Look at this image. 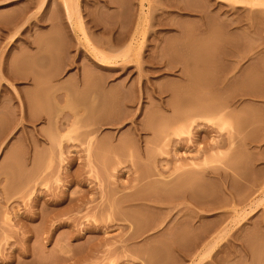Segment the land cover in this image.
<instances>
[{
  "label": "rangeland",
  "instance_id": "374dc122",
  "mask_svg": "<svg viewBox=\"0 0 264 264\" xmlns=\"http://www.w3.org/2000/svg\"><path fill=\"white\" fill-rule=\"evenodd\" d=\"M77 4L0 0V264H264V0ZM184 91L214 105L158 138Z\"/></svg>",
  "mask_w": 264,
  "mask_h": 264
},
{
  "label": "bare ground",
  "instance_id": "6f19581e",
  "mask_svg": "<svg viewBox=\"0 0 264 264\" xmlns=\"http://www.w3.org/2000/svg\"><path fill=\"white\" fill-rule=\"evenodd\" d=\"M77 1V0H76ZM241 1V0H240ZM243 2V1H242ZM247 3H248V1H247ZM253 3V2H252ZM64 5V7H65V4H63ZM66 5H67V8L68 9H70L69 11H70V17H71V21H72V25H74V27H77L78 28V30H83L84 31V27H83V25H82V22H81V20H80V18H77V19H74V14H75V12H79V10H78V4H77V7H76V11H75V6H74V11L72 12L71 11V5H70V0H66ZM185 8V7H184ZM187 8V7H186ZM66 9V8H65ZM67 10V9H66ZM65 10V11H66ZM67 12V11H66ZM226 24V23H225ZM9 26V25H8ZM11 26V25H10ZM10 26L8 27V28H10ZM6 27V26H5ZM12 27V26H11ZM104 28H106V29H104ZM108 27H103V29L101 30V31H103V30H108L107 29ZM217 30V29H216ZM218 31V30H217ZM218 33V32H217ZM216 33V34H217ZM212 35H213V33H212ZM214 35H215V33H214ZM125 36V35H124ZM124 36H123V38H118L117 37V42L119 43L120 42V44H123V43H128L127 44V46H126V48L120 53V54H116V52H115V50H114V52H115V54H109V52H106V53H108V54H106L105 53V51H103V52H101V51H95V53L97 54V56H98V58L100 59V60H102V61H110V62H113V61H115V60H117V57L119 56V57H121L123 60H126V61H129V60H131V58H132V56L136 53V51H140V49L138 50V47H137V41H138V34H137V30L134 32V33H132V34H130V35H128V36H126L125 38H124ZM86 37V36H85ZM122 37V36H121ZM211 37V36H210ZM214 37H218V35L216 36H213V38ZM220 38H221V36H220ZM219 38V39H220ZM221 39H223V38H221ZM119 40V41H118ZM211 40V39H210ZM202 42V41H201ZM204 42V41H203ZM207 42V41H206ZM205 43V42H204ZM208 44L209 43H211V42H207ZM207 43L205 44V46L207 45ZM122 46H124V44L122 45ZM122 46H120V48L122 47ZM199 46V45H198ZM197 46V47H198ZM201 46H203V45H201ZM204 46V47H205ZM213 47V46H211V44L210 45H208V47ZM197 47H196V49H197ZM120 48H118V50L120 49ZM141 48V47H140ZM200 49V48H199ZM199 49H197L198 51H199ZM208 48H206L205 47V53L207 52L206 50H207ZM197 50H195V51H197ZM201 50V49H200ZM117 51V50H116ZM195 51H194V54L195 55H197V53H198V55H200L199 54V52L197 51V53H195ZM222 51V50H221ZM118 52V51H117ZM202 53V52H201ZM198 55H197V57H198ZM202 55V54H201ZM204 56H207V55H205L204 54ZM203 55L200 57L199 56V58L201 59L202 57H203V62H204V59H206L207 57H204ZM196 57V58H197ZM198 60V58L196 59L197 61H201V60ZM208 59V58H207ZM209 60V59H208ZM117 62H119V61H117ZM114 64V63H113ZM207 64V63H206ZM203 65H205V62H204V64ZM208 65V64H207ZM203 67H205V66H203ZM202 66H201V68L200 69H202L203 68ZM206 68V67H205ZM205 68H203V69H205ZM208 68V67H207ZM202 69V70H203ZM198 71H199V69H198ZM199 72H201V70L199 71ZM204 72V71H203ZM209 72V71H208ZM208 72H206V74L208 73ZM197 74H199V76H200V74L201 73H196V75ZM198 76V75H197ZM195 77L194 76V78H199L200 79V77L198 76V77ZM202 76H203V74H202ZM206 77V76H205ZM204 79V77L201 79V80H203ZM201 80H198V81H201ZM199 84V83H198ZM202 85V84H201ZM193 87H194V84H193ZM181 95L182 94H184V95H186L187 93H185V91L184 92H179ZM178 92L176 93L178 96H176L175 95V92H174V97L172 98V99H170V100H167V102H159L160 104H162V103H166V104H168L169 105V107H171L172 109H173V112H172V115H170V116H168V115H166V116H163V118H161V117H157V116H154V115H156V114H158L159 113V110H158V112L156 113V112H154V111H157V110H154L153 112H154V115L152 114V116H154V119H155V117H157L156 118V120L157 121H159V118H161L160 119V121H159V123L158 124H156V128H157V130H156V134L158 135V138H162V132H164L165 131V133L167 132V134L169 133V130L173 133V134H175V135H178V136H181L182 134H185V133H188L189 132V130H190V126H191V124L194 122V120H195V117H197L198 115H200L201 114V111H202V107H206V108H208L209 107V104H211V106H213L214 104H213V102H212V98H211V100L209 99V97L208 98H202V100L204 99H207L206 101L208 102V101H210L211 103H209V104H206L205 102H203L202 100L200 101V99H201V97H199L198 98V94H195V96H197L196 98L194 97V98H192L190 95H188L187 94V96H181L180 94H179ZM215 94V93H214ZM218 94V93H217ZM145 96H148V95H145ZM171 96V95H170ZM169 96V97H170ZM200 96V95H199ZM216 96V98H218V95H215ZM150 97V96H149ZM169 97H167V98H169ZM214 97V96H213ZM144 98V97H143ZM151 98V97H150ZM215 98V97H214ZM145 99V98H144ZM209 99V100H208ZM145 100H147V98L145 99ZM150 101H152V103L153 102H155V101H157V100H155V101H153V100H150ZM158 101H159V99H158ZM214 101V100H213ZM158 102H156V104H157ZM158 103V104H159ZM155 104V103H154ZM155 104V105H156ZM165 104V105H166ZM205 105V106H204ZM207 105V106H206ZM167 106V105H166ZM165 106V107H166ZM168 107V106H167ZM171 108H169V109H171ZM167 109V108H166ZM151 113V112H150ZM156 113V114H155ZM160 115L159 116H161V114H162V112H160L159 113ZM149 116V115H148ZM152 118V117H151ZM151 120V119H150ZM153 120V119H152ZM163 120V121H162ZM155 121V120H154ZM162 121V122H161ZM142 122V121H141ZM151 122V121H150ZM152 123V122H151ZM155 124V123H154ZM153 124V125H154ZM138 125V124H137ZM139 126H142V125H138L137 127H139ZM163 126H166V130H163ZM142 127H144V126H142ZM141 128V127H140ZM139 128V129H140ZM169 129V130H168ZM142 130V129H141ZM144 130V129H143ZM155 138H156V136H155ZM197 165V164H196ZM192 167V166H191ZM179 168V167H178ZM189 168V167H188ZM205 170V167L204 166H201L200 164H199V167H198V165L197 166H193L192 168H189V169H183L182 171H180V173L178 172L177 173V176H175V178H170V180H168L169 178H167L166 176H162L161 178H158L162 183H163V185H165V190L164 189H162V190H164L165 192H167L166 191V189H167V186H171V192H172V187H175V186H177V188L176 189H178V187L181 185H183L182 186V189H183V187H186V185L188 186L189 184V186H191L192 184L191 183H193V185L196 183V180H198V178H200L201 177V173L203 172ZM203 175V174H202ZM163 177H166V178H164L163 179ZM159 180H156L155 181V184L159 181ZM199 181V180H198ZM151 182H153V181H151ZM162 183L160 184L159 182H158V186H160V185H162ZM151 184H153L154 185V183H151ZM160 184V185H159ZM199 184V183H198ZM157 185V184H156ZM156 185H154V186H156ZM163 185H162V187H163ZM146 186V185H145ZM149 186V185H148ZM194 187V186H193ZM192 186L191 187H189V190H191L192 188H193ZM148 188V187H147ZM174 188V189H175ZM181 188V187H180ZM191 188V189H190ZM146 189V188H145ZM173 189V193H175V190ZM186 189V188H185ZM188 189V188H187ZM141 190V189H140ZM147 191H149V190H147ZM179 191V190H178ZM144 192V191H143ZM150 192V191H149ZM168 192H169V189H168ZM181 192H185L186 193V190H182ZM192 192V191H191ZM152 193V192H151ZM150 193V194H151ZM183 193H179V194H175L177 197H175V196H173L174 198H171V197H165L164 199H163V203L164 202H169V203H171V202H173V201H177L176 203H173L174 205H179L180 203H182L183 202V199H190L193 203H195L196 205H199V198H198V196H196L195 198H194V196L192 197V196H190L189 194H187L186 193V197L184 198V197H182L183 195ZM184 193V194H185ZM136 194V193H135ZM142 194V193H141ZM145 194V193H144ZM163 194H165L164 192H163ZM162 194V195H163ZM146 195V194H145ZM154 195V194H153ZM167 195V194H166ZM180 195V196H179ZM182 195V196H181ZM193 195V194H192ZM150 196V195H149ZM161 196V195H160ZM132 197V196H131ZM153 197V196H152ZM128 198H130V197H128ZM140 198H142V199H146V198H149V200H151V197H143V196H140L138 199H140ZM156 199V198H155ZM157 200V199H156ZM159 201H162V200H160V199H158ZM229 228V227H228ZM184 231V232H183ZM199 232V234H196V237L199 239V236H200V231H198L197 230V233ZM187 233V232H186ZM185 230H182L181 231V233H179L178 235L179 236H181L180 238H182V236L184 237V236H186L185 234ZM177 235V236H178ZM194 235H195V233H194ZM176 236V235H175ZM176 236V237H177ZM178 236V237H179ZM189 236V235H188ZM202 236V235H201ZM200 236V237H201ZM180 238H178V239H180ZM192 238V237H191ZM184 239V238H183ZM186 239V238H185ZM187 239H189L188 237H187Z\"/></svg>",
  "mask_w": 264,
  "mask_h": 264
}]
</instances>
